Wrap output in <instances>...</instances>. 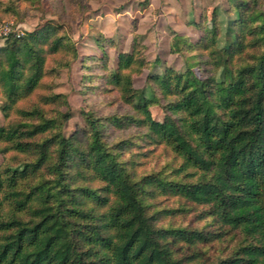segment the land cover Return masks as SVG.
Masks as SVG:
<instances>
[{"label":"trees","instance_id":"obj_1","mask_svg":"<svg viewBox=\"0 0 264 264\" xmlns=\"http://www.w3.org/2000/svg\"><path fill=\"white\" fill-rule=\"evenodd\" d=\"M233 4L193 23L197 41L183 38L172 48L183 70L149 59L137 36L114 69V41L104 35L93 38L100 57L81 56L52 23L4 38L0 264H194L198 245L233 232L242 240L230 254L203 264H264V0ZM257 50L252 63L239 64ZM67 56L82 69L100 66L102 86L139 115L108 118L111 126L144 128L182 160L171 176L135 180L119 159L124 145L105 143L92 112L84 113V131L64 135L69 104L46 80L70 67ZM160 68L147 76L150 97L135 88L136 77ZM154 105L165 109L163 121L152 116ZM160 197L206 207L218 228L161 226L186 209L158 210Z\"/></svg>","mask_w":264,"mask_h":264},{"label":"rangeland","instance_id":"obj_2","mask_svg":"<svg viewBox=\"0 0 264 264\" xmlns=\"http://www.w3.org/2000/svg\"><path fill=\"white\" fill-rule=\"evenodd\" d=\"M235 2L236 0H0V43L5 38L3 31L7 25L12 26L15 34L22 35L25 31L52 23L61 27L62 34L81 56L100 57L101 51L93 38L100 35L111 37L114 41V48L109 52L111 69L116 66L118 53L128 52L133 38L137 36L147 46L149 59L159 58L163 64L183 70L182 60L171 53L172 48L183 38L197 41L202 33L193 23H207L214 8H219L224 13ZM250 53L252 56L240 58L239 64L252 63L258 50ZM66 60L72 61L70 56ZM87 65L89 68L82 69L80 59L74 63L72 61L70 67L59 69L46 80L54 93L66 96L69 104L71 119L64 128V135L69 137L77 130L84 131L87 128L84 113L92 112L105 126V143L110 147L124 145L119 159L125 163L135 180L156 173L171 176L182 160L164 144L154 143L147 138L144 128L119 129L111 126L108 118L139 115L120 103L117 91H110L102 86L100 77L103 71L100 66ZM161 71L162 68L146 70L143 75L135 78V88L145 91L146 96L150 97L147 76ZM197 73L205 75L202 71ZM150 110L154 119L164 120L166 112L162 105H154ZM115 151L119 152L117 149ZM2 162L0 155V164ZM157 202L158 210L186 209L174 217L164 218L161 226L208 232L218 228L212 218L206 216V207L171 197H160ZM241 240V235L233 232L222 241L198 245L193 250L201 253L202 258L194 264H203V257L211 261L225 258ZM193 250H186L183 255H189Z\"/></svg>","mask_w":264,"mask_h":264},{"label":"built area","instance_id":"obj_3","mask_svg":"<svg viewBox=\"0 0 264 264\" xmlns=\"http://www.w3.org/2000/svg\"><path fill=\"white\" fill-rule=\"evenodd\" d=\"M11 33H14V31L12 30V26L11 25H7L5 28H4V31H3V35L4 37H8V35H10Z\"/></svg>","mask_w":264,"mask_h":264},{"label":"crops","instance_id":"obj_4","mask_svg":"<svg viewBox=\"0 0 264 264\" xmlns=\"http://www.w3.org/2000/svg\"><path fill=\"white\" fill-rule=\"evenodd\" d=\"M3 41H4V39H3ZM3 41L0 43V46L2 45Z\"/></svg>","mask_w":264,"mask_h":264}]
</instances>
